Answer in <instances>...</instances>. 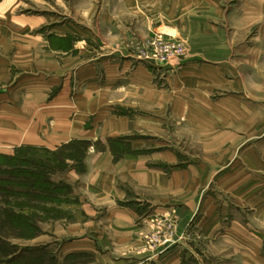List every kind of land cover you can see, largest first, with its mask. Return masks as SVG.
I'll return each mask as SVG.
<instances>
[{
  "label": "crops",
  "instance_id": "1",
  "mask_svg": "<svg viewBox=\"0 0 264 264\" xmlns=\"http://www.w3.org/2000/svg\"><path fill=\"white\" fill-rule=\"evenodd\" d=\"M78 141L57 264H264V0H0V153Z\"/></svg>",
  "mask_w": 264,
  "mask_h": 264
},
{
  "label": "rangeland",
  "instance_id": "2",
  "mask_svg": "<svg viewBox=\"0 0 264 264\" xmlns=\"http://www.w3.org/2000/svg\"><path fill=\"white\" fill-rule=\"evenodd\" d=\"M158 33L146 37L143 46L142 42L138 44L134 38H131L127 48H129L131 54L149 49V41ZM164 43L172 49L180 44L179 42H167L166 40ZM123 44L126 45V42H123ZM178 48L184 53L182 44ZM147 62H151L150 59H147L146 62L136 61V63L151 67L153 78L157 81L164 80L165 76L169 74V70H172L170 68L167 70V67H163L165 65L159 62H155V66ZM17 148L11 154L0 153V155H15ZM88 148L74 144L60 148L55 154L39 149L29 152L28 156L32 155L33 159H43L47 163V169L50 171L45 174L44 181L46 179L53 184L51 190H49L51 194L43 195V202L31 205L24 200L22 195L16 193L17 195L8 196L6 193L0 192V264H57L56 257L62 239L56 232L64 224L71 223L74 217L70 209L71 207H77L73 206L76 205L77 201L74 202L70 198L73 187L64 182L65 173L71 170L77 174L85 172L84 161ZM8 216L9 219L6 220ZM27 220L31 224L26 223ZM166 239L167 242L171 241L170 237ZM14 256L21 257L16 258ZM51 257L53 259L49 261L48 259ZM80 258V256H68L66 262L72 263L74 259L78 261Z\"/></svg>",
  "mask_w": 264,
  "mask_h": 264
},
{
  "label": "trees",
  "instance_id": "3",
  "mask_svg": "<svg viewBox=\"0 0 264 264\" xmlns=\"http://www.w3.org/2000/svg\"><path fill=\"white\" fill-rule=\"evenodd\" d=\"M74 144L83 147L88 146L87 142L78 141L69 143L61 148ZM38 149L47 153L55 154L60 148L55 151H49L41 148L20 146L16 149L15 155H0V192L6 193L8 196L16 193L22 195L24 200L31 205L43 202V195L51 194L49 190H51L50 188H52L53 184L46 179L44 181L45 174L50 171L47 169V163L44 162L43 159H33L32 155L28 156L31 150ZM8 219L9 216L6 217V220ZM28 222L31 224L29 220H27L26 223ZM30 224L29 226L31 227ZM18 257L21 256H17L16 258ZM51 259L53 258L51 257L48 260L51 261Z\"/></svg>",
  "mask_w": 264,
  "mask_h": 264
},
{
  "label": "built area",
  "instance_id": "4",
  "mask_svg": "<svg viewBox=\"0 0 264 264\" xmlns=\"http://www.w3.org/2000/svg\"><path fill=\"white\" fill-rule=\"evenodd\" d=\"M177 46L179 47V44ZM178 47H173L172 49L168 44L164 43L163 34L158 33L149 41V49H144L131 54V57L136 61L145 62L147 59H150L151 62L147 63L153 66L156 65L155 62L169 66L173 62H178L183 56L182 50ZM167 241V239L163 240V242Z\"/></svg>",
  "mask_w": 264,
  "mask_h": 264
}]
</instances>
